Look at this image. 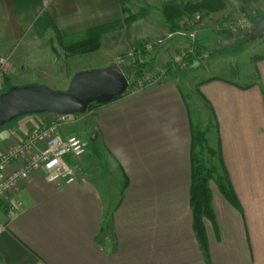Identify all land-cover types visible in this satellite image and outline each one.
Here are the masks:
<instances>
[{
    "label": "crops",
    "instance_id": "crops-1",
    "mask_svg": "<svg viewBox=\"0 0 264 264\" xmlns=\"http://www.w3.org/2000/svg\"><path fill=\"white\" fill-rule=\"evenodd\" d=\"M128 1L0 0V58L9 59V72L25 75L8 85H69L67 73L60 80L47 75L48 63L56 60L54 27L68 38L123 21ZM166 2L140 0L162 14ZM222 3L204 24L202 36L214 39L197 37L211 53L207 60L71 116L65 136H95L86 139L87 152L73 160L80 178L49 182L38 172L0 201L5 225L0 264H264V49L247 74L224 66L225 55L209 51L221 34L216 27L222 18L236 10L242 16L245 10L264 11V0ZM146 15L144 10L134 20H146L142 38L170 39L164 16L153 26ZM88 68L79 67L72 76ZM195 112L214 125L206 140L218 149L239 203L236 208L222 195L215 178L209 182L215 224L205 221L207 254L194 231L190 204ZM51 116H23L0 130V153Z\"/></svg>",
    "mask_w": 264,
    "mask_h": 264
},
{
    "label": "rangeland",
    "instance_id": "rangeland-1",
    "mask_svg": "<svg viewBox=\"0 0 264 264\" xmlns=\"http://www.w3.org/2000/svg\"><path fill=\"white\" fill-rule=\"evenodd\" d=\"M168 1H173L182 7L186 4L184 3V0H180L179 2L178 0H167V2ZM127 6H129L134 13H137L141 8H144L145 15L147 14L146 16L152 19L150 20L149 23L153 26L162 23V16H164L162 12L153 7L147 5L145 6L141 5L140 0H132V2H129ZM236 11H237L236 13H233L235 11H232L233 15H228L219 21L216 30L221 34L219 33L220 34L219 36H215L216 40H212L215 43V44L212 43L213 44L212 48L214 49L211 48L212 50L209 51L212 52L213 56L225 55L223 59L224 66L228 65L230 66V69L231 67L233 68L239 67L242 70V73L244 72L245 74H247L248 69L250 68V63L255 58L254 56L264 49V37L253 41L249 39L250 33L255 23L257 22L256 21L253 23L252 19H254L255 16L257 15L264 13V11L249 12L245 10L243 14L246 16V18L250 20L251 26H249L248 28L247 27L243 28V26L241 25L239 27L236 26L238 30L236 32H232L230 31V29H228V27L230 25H237L240 16H242L241 13L238 12V10ZM200 15H201L200 13H196L193 15L187 14L183 18V22L186 23L191 30L196 31V38L201 37L203 39H206L212 37V39H214L213 36H209V37L202 36L204 30V24L207 21H206V17L203 19L201 18L199 20L196 19L197 16ZM143 22L142 19L131 23L129 22L126 24L127 25L126 27L123 26L124 28L122 29H118V30L116 29L109 32L108 35L104 37L103 41H101V47L99 50L85 55H70L62 48L61 44H59L57 41H54V45L56 49L53 50L54 52L52 53V57H54V59L56 58V60L52 61L51 63L50 62L48 63L47 75L48 76L52 75V77H54L55 79L60 80V78L64 77V75L67 73L71 78L73 72L79 67L84 66L86 68L89 67L88 69H93V68H101L102 65L109 66L110 64L113 63L121 65L123 69H125L128 66L127 62L133 60L134 58L139 56V59L147 60L151 55L157 57L158 59L156 65V69H157L161 64V61H163V59L167 57L165 53L169 49H171L172 47L178 48L180 45L186 44L187 40H189L187 36H181V35L178 36L179 39L177 41L175 40L178 43L176 42L171 43V39L170 40L166 39L165 36H161V37L159 36L158 38H153V37L142 38L141 35L146 32V28ZM225 24H227V26L223 27V25ZM201 29H202V33L199 32L201 31ZM159 40H162V43H159ZM138 45H140L141 47L139 48ZM150 45L152 46V48L148 49L147 46ZM136 47L139 48L137 52H135ZM144 49L145 51H147L146 53L145 52L142 53ZM208 54L210 56L211 53ZM207 59L208 58L202 59L201 61H205ZM187 69L184 70L180 69L178 70V72L182 73ZM23 77H25V75L20 76V74H16L14 70L12 72H9L8 70L3 81L0 83V88H1L0 93L7 91V89H9V87L12 86V85H8L9 81L20 82V80H22ZM23 85H32V84H23ZM54 85L58 87V88H53L56 90H66L69 87V85L67 84H63V85L54 84ZM96 107L97 105H93L87 112L89 111L93 112ZM194 116L196 117L194 118L197 119L196 120L197 126H200L201 130L205 131V138H206V131H210V129L214 130L213 123L207 122L205 124L204 119L201 118L203 116H200V112H195ZM51 120H52V116L49 117V119H47L45 122H49ZM15 121H12L3 127H0V130L10 128L13 122ZM42 123H38V124H42ZM85 125L89 129L92 126L89 121L86 122ZM91 135L93 136L94 134L92 133ZM90 137L91 136H89L86 139L90 140L89 139ZM209 143L207 142V146H205L202 149L198 148L197 152H199L200 159H202L208 165H215L219 171V174H222L223 172L220 168L219 151L215 146Z\"/></svg>",
    "mask_w": 264,
    "mask_h": 264
},
{
    "label": "built area",
    "instance_id": "built-area-1",
    "mask_svg": "<svg viewBox=\"0 0 264 264\" xmlns=\"http://www.w3.org/2000/svg\"><path fill=\"white\" fill-rule=\"evenodd\" d=\"M196 19H200L197 16ZM249 27L250 20L240 16L237 25H230L228 29L236 32V26ZM226 27L227 24L223 25ZM187 36L186 44L178 48H171L165 54L157 68V75L145 76L136 82L132 92H136L147 85L157 83L160 77L167 74V70L187 69V57L193 51V43L197 40L196 31L186 24L182 29L170 34L172 39L176 36ZM169 39V40H170ZM162 43V40H159ZM148 49L152 46H147ZM209 54L204 51L199 60L206 59ZM9 68V59L0 58V83L3 81ZM52 120L38 124L31 128L27 134L14 142L0 153V201L13 195L20 185L35 173L41 172L49 182H75L80 176L73 165V160L81 158L88 149V141L79 136H65L63 126L70 121L72 115L51 114ZM84 180V177L81 176ZM16 206L11 211L15 213ZM5 225L0 221V236Z\"/></svg>",
    "mask_w": 264,
    "mask_h": 264
},
{
    "label": "trees",
    "instance_id": "trees-1",
    "mask_svg": "<svg viewBox=\"0 0 264 264\" xmlns=\"http://www.w3.org/2000/svg\"><path fill=\"white\" fill-rule=\"evenodd\" d=\"M122 7L124 13L126 14V17L123 21L98 26L89 29L77 36L68 38L62 37L59 34L58 30L54 27L56 41L61 44L62 48L70 55H85L99 50L101 47L103 35L113 30L121 29L126 23L132 22L143 16V9L135 14L131 12L130 8L126 7L124 3ZM221 7H223L222 0H204L196 4L187 2L183 7L173 1H168L163 5V15L169 27V30L171 31V33H173L182 29L186 25V23L183 22V18L185 17V15L200 13V19H203L207 17L211 12L220 9ZM263 14L264 13H261L260 15L255 16V18L252 19V22H256L263 16ZM138 47L140 48L141 46L138 45ZM138 47H136L135 52L138 51ZM144 52L146 53L147 51H145L144 49L142 53ZM203 52V47L199 44V41L196 40L193 43L192 53L188 54V57L186 59L187 62L191 64L194 61L199 60ZM263 57L264 56H262V58ZM157 61V57L153 55H151L147 60H141L138 56L133 60L127 62L128 66L125 69H123V67L120 65L129 80V88L126 94H124L123 96L131 93L133 87L136 85V82L142 80L145 76L157 75ZM171 71L172 69L169 68L167 70V74ZM93 105L98 106L100 104H91L88 110ZM205 146H207L205 131L201 130L200 126H197L192 131V186L190 191V204L193 212L194 231L201 248L203 249L204 253L207 254L208 240L206 236L205 221L208 220L215 224V214L212 208V192L209 186V182L215 178L217 186L222 195L236 208L239 207V203L231 188L226 170L221 160L220 153V168L223 172L222 174H219V171L215 165H208L202 159H200L197 149H202Z\"/></svg>",
    "mask_w": 264,
    "mask_h": 264
},
{
    "label": "water",
    "instance_id": "water-1",
    "mask_svg": "<svg viewBox=\"0 0 264 264\" xmlns=\"http://www.w3.org/2000/svg\"><path fill=\"white\" fill-rule=\"evenodd\" d=\"M264 37V14L255 23L249 39ZM129 80L120 65L76 72L66 90L43 84L12 85L0 93V127L33 114H85L91 104H104L126 94ZM91 136L90 140H94Z\"/></svg>",
    "mask_w": 264,
    "mask_h": 264
}]
</instances>
